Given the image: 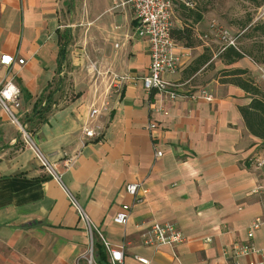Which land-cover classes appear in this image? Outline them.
Masks as SVG:
<instances>
[{
  "label": "crops",
  "instance_id": "crops-1",
  "mask_svg": "<svg viewBox=\"0 0 264 264\" xmlns=\"http://www.w3.org/2000/svg\"><path fill=\"white\" fill-rule=\"evenodd\" d=\"M173 1L176 12V2L183 0ZM78 4L81 22L94 32L86 51L71 50L67 17L74 0H0V58H14L10 64L0 62V88L11 80L20 91L17 99L6 101L9 111L0 102V264H76L79 258L84 264L88 238L68 192L106 238L123 247L124 264H140L135 254L149 264L264 261L259 252L234 250L248 241L264 248V224L247 238L251 221L264 219V146L239 111L249 101L244 90L215 79L197 87L206 88L211 101L169 100L146 92L141 76L149 65L147 43L135 34L131 8L113 0ZM200 23L193 26L194 46L176 42L184 60L177 72L164 75L167 80L186 86L207 64L186 76L185 68L197 56L207 52L208 63L217 57L220 48L215 52L198 38ZM65 41L70 68L61 75L59 52ZM85 53L128 76L112 95L109 109L94 118L88 116L93 83L83 70ZM223 65L252 74L259 67L245 57ZM69 85L74 90L67 95ZM98 86L101 90L103 83ZM51 91L52 105L36 123L34 109ZM150 121L156 123L151 132ZM85 124L96 132L94 138L84 135ZM21 127L55 164L62 184L42 169ZM134 181L146 188L139 192V202L124 191ZM123 204L130 206L125 225L113 220ZM153 221L173 222L184 241L174 247L144 245L142 233Z\"/></svg>",
  "mask_w": 264,
  "mask_h": 264
},
{
  "label": "built area",
  "instance_id": "built-area-1",
  "mask_svg": "<svg viewBox=\"0 0 264 264\" xmlns=\"http://www.w3.org/2000/svg\"><path fill=\"white\" fill-rule=\"evenodd\" d=\"M116 5L129 6L135 16V34L146 41L147 51L149 55V65L147 72L141 76V83L144 90L148 93L157 92L159 95L173 100L176 98H190L192 100L198 98H204L208 101L212 100V94L206 88H200L195 91L185 89L183 83L167 80L165 74H173L180 69V66L184 60L183 52L176 51V40L172 36L173 15H174V1L173 0H113ZM211 30H214L218 38L222 40V46H234L235 37L231 36L226 28L218 27L215 22L210 25ZM198 38L204 40L207 38V34H200ZM117 45V44H115ZM14 61L11 55H2L0 62L3 64H10ZM18 63H23V59H17ZM96 74V79L92 85V98L91 107L88 116L94 118L101 112H105L109 109L110 100L114 93H116L121 87L123 81L128 79V76L119 75L110 69L100 71L93 69ZM101 76L103 81V88L99 90L98 77ZM20 91L11 82L6 80L0 88V102L8 110L6 101L17 99ZM99 101V103L97 102ZM163 114L167 111L162 107H158ZM9 111V110H8ZM16 121V119H14ZM156 127V123L150 121L147 125L148 130L151 132ZM23 139L28 144L39 162L42 169L51 175L60 184L61 179L56 171L55 164H53L45 154L32 142L28 132L21 127ZM83 133L88 138H94L96 132L94 129L85 124L83 126ZM156 156H161L162 152L156 150ZM124 191L131 195L134 202H139V192H146L142 182L134 181L128 182L124 185ZM68 200L72 207L75 209L79 220L83 223L84 229L88 238L87 249L82 255L84 264H124V252L121 245H113L103 234L99 226L89 217L87 212L81 207L77 199L71 194L67 193ZM130 206L123 204L120 211H118L113 220L116 223L125 225L128 222ZM264 224V219L260 216L254 218L247 228V238L251 239L254 236V232ZM142 243L146 246H170L174 247L181 244L184 241V236L178 227L170 221H153L145 227L142 233ZM100 242L104 248L106 254V260L104 262H98L94 250V244ZM236 254L247 255L250 253L259 252L264 256V248L259 249L251 242L242 243L234 246ZM134 259L140 264H149V259L135 254ZM80 259V258H79ZM79 259L76 264H81ZM232 264H239L234 262ZM248 264H264L261 262H249Z\"/></svg>",
  "mask_w": 264,
  "mask_h": 264
},
{
  "label": "rangeland",
  "instance_id": "rangeland-1",
  "mask_svg": "<svg viewBox=\"0 0 264 264\" xmlns=\"http://www.w3.org/2000/svg\"><path fill=\"white\" fill-rule=\"evenodd\" d=\"M181 2V1H180ZM176 2V12L172 18L173 23H178L179 19V3ZM79 0H74V8L67 17L68 23L71 27V50L73 51H86L91 49L90 37L94 32L89 28V25L84 24L80 20ZM197 6L202 10L203 18L200 23L201 34L206 33V42L212 46V49L216 52L223 44L222 40L218 38L214 30H211L210 25L215 22L218 27L226 28L231 36L235 37V45L242 51L250 54V56H244L247 60L264 59V3L261 6L256 7L253 2L249 0H197ZM94 40V38H93ZM93 40L91 42L93 43ZM198 43H203L198 40ZM248 57V58H247ZM253 58V59H252ZM259 67H255V71L252 74L255 80L264 85V61L255 62ZM68 59H66L62 65L63 72H68L70 65ZM93 69L104 71L108 66H101L96 62L95 58L87 57L85 53V61L83 64V70L89 75L90 83L96 79V74ZM224 67L218 57H215L209 65L200 71L197 75L190 78L187 82L185 89L195 91L197 87H204L211 81L219 79L220 70ZM109 69V68H108ZM111 70V69H110ZM101 76L98 77L100 83ZM184 78V77H183ZM70 83V77H69ZM198 89V88H197ZM196 89V90H197ZM74 89H67V95L73 94ZM14 121V119H13ZM16 122V121H14Z\"/></svg>",
  "mask_w": 264,
  "mask_h": 264
},
{
  "label": "trees",
  "instance_id": "trees-1",
  "mask_svg": "<svg viewBox=\"0 0 264 264\" xmlns=\"http://www.w3.org/2000/svg\"><path fill=\"white\" fill-rule=\"evenodd\" d=\"M258 7L264 3V0H249ZM179 19L181 20V26L172 27V36L178 42L183 45L192 47L196 43L195 33L193 26L195 23L200 22L203 18L202 10L197 6V0H183L179 3ZM62 37V36H61ZM65 44L66 41L61 43L59 52V65L62 67L65 58ZM250 56V54L242 51L237 46H221L217 57L225 64L229 65L235 61L241 59L244 56ZM210 54L207 52L201 53L197 56L192 63L185 68L184 74L190 76L196 73L203 65H209ZM253 59V58H252ZM255 62H262L264 59L255 60ZM60 71V69H59ZM220 82L231 83L240 87L245 92L246 98L249 99L247 104L240 105L239 111L244 120V124L248 131L258 137L261 140L262 146H264V85L258 83L251 72L246 68L241 67H224L220 70ZM55 87H58L56 85ZM45 103L39 104L34 112L37 116V122H42L45 112L49 110L52 105V91L46 94ZM24 126V125H23ZM26 132L29 130L25 127ZM95 256L98 262H104L106 260V254L102 245L94 244Z\"/></svg>",
  "mask_w": 264,
  "mask_h": 264
}]
</instances>
